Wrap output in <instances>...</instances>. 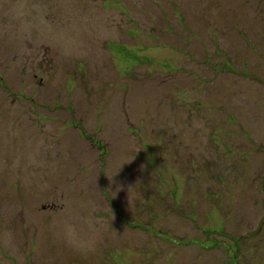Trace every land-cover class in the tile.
Returning a JSON list of instances; mask_svg holds the SVG:
<instances>
[{"label": "rangeland", "instance_id": "374dc122", "mask_svg": "<svg viewBox=\"0 0 264 264\" xmlns=\"http://www.w3.org/2000/svg\"><path fill=\"white\" fill-rule=\"evenodd\" d=\"M0 264H264V0H0Z\"/></svg>", "mask_w": 264, "mask_h": 264}, {"label": "clouds", "instance_id": "9594fccd", "mask_svg": "<svg viewBox=\"0 0 264 264\" xmlns=\"http://www.w3.org/2000/svg\"><path fill=\"white\" fill-rule=\"evenodd\" d=\"M60 236L68 246L83 254L93 250L96 244V237L91 231L85 233L83 229L71 220L63 222Z\"/></svg>", "mask_w": 264, "mask_h": 264}, {"label": "crops", "instance_id": "0c3cea01", "mask_svg": "<svg viewBox=\"0 0 264 264\" xmlns=\"http://www.w3.org/2000/svg\"><path fill=\"white\" fill-rule=\"evenodd\" d=\"M226 84L225 82H223V85Z\"/></svg>", "mask_w": 264, "mask_h": 264}]
</instances>
